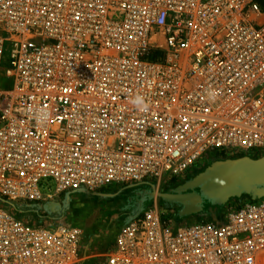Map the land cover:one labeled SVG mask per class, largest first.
<instances>
[{
    "label": "built area",
    "instance_id": "2783aa9c",
    "mask_svg": "<svg viewBox=\"0 0 264 264\" xmlns=\"http://www.w3.org/2000/svg\"><path fill=\"white\" fill-rule=\"evenodd\" d=\"M262 148L264 0H0V264L88 257L80 226L5 202L159 186L211 150ZM103 260L264 264V197L194 224L151 206Z\"/></svg>",
    "mask_w": 264,
    "mask_h": 264
},
{
    "label": "rangeland",
    "instance_id": "374dc122",
    "mask_svg": "<svg viewBox=\"0 0 264 264\" xmlns=\"http://www.w3.org/2000/svg\"><path fill=\"white\" fill-rule=\"evenodd\" d=\"M5 56L8 59L9 49L6 50ZM253 153L261 156L264 154V148ZM219 160H215L208 166L191 167L187 172L169 179L165 177L166 182L159 186H153L152 184L112 185L109 188L95 191L77 190L66 192L44 203L27 202L22 205H13L5 202V205L21 217L29 220L30 223L41 224L45 222L54 224L69 222L80 226L83 230L84 252L88 256L85 264H100L112 247L115 234L120 226L134 215L156 205L153 201H157L158 207H160L166 218L179 224L221 221L231 209L239 207V205L236 206L237 202L232 198L226 202L218 203L214 198L204 195V209L201 212L181 217L179 215L180 204H169L158 196L150 197L148 195V192L154 191L156 193L182 192V187L178 189L180 185L192 181L199 173L204 172ZM52 201L60 204L59 208L53 211L46 209V204ZM139 205L142 206L139 207Z\"/></svg>",
    "mask_w": 264,
    "mask_h": 264
},
{
    "label": "water",
    "instance_id": "95a60500",
    "mask_svg": "<svg viewBox=\"0 0 264 264\" xmlns=\"http://www.w3.org/2000/svg\"><path fill=\"white\" fill-rule=\"evenodd\" d=\"M182 192H148L150 197H160L169 204H180L179 215L186 217L204 209L205 199L196 191L200 188L206 196L223 203L234 197L247 195L252 199L264 197V154L261 156L243 155L219 160L199 173L192 181L178 187ZM187 190H193L187 192Z\"/></svg>",
    "mask_w": 264,
    "mask_h": 264
},
{
    "label": "trees",
    "instance_id": "16d2710c",
    "mask_svg": "<svg viewBox=\"0 0 264 264\" xmlns=\"http://www.w3.org/2000/svg\"><path fill=\"white\" fill-rule=\"evenodd\" d=\"M252 156H259L257 153H251ZM244 154L242 153H235V154H232V153H227L223 150H211L209 152H207L204 156H202L196 163L195 165H193L192 167H202V166H208V165H211L212 162H214L215 160H219V159H222V158H227V157H240ZM201 163V165H199ZM173 182V181H172ZM234 199L237 203L236 206H240L242 205L243 203L247 202V201H256L258 199H252L250 198L249 196L247 195H243L241 197H234L232 198Z\"/></svg>",
    "mask_w": 264,
    "mask_h": 264
},
{
    "label": "bare ground",
    "instance_id": "6f19581e",
    "mask_svg": "<svg viewBox=\"0 0 264 264\" xmlns=\"http://www.w3.org/2000/svg\"><path fill=\"white\" fill-rule=\"evenodd\" d=\"M59 206H60L59 203H57L55 201H52V202H49V203L46 204V209L48 208L49 210L53 211V210L59 208Z\"/></svg>",
    "mask_w": 264,
    "mask_h": 264
},
{
    "label": "flooded vegetation",
    "instance_id": "af4514ba",
    "mask_svg": "<svg viewBox=\"0 0 264 264\" xmlns=\"http://www.w3.org/2000/svg\"><path fill=\"white\" fill-rule=\"evenodd\" d=\"M190 191H193V190H188L187 192H190ZM194 191H196V192L200 193V194L202 195V197H204V198H205V196H204V194L202 193V191H201V189H200V188H197V189H195Z\"/></svg>",
    "mask_w": 264,
    "mask_h": 264
},
{
    "label": "crops",
    "instance_id": "0c3cea01",
    "mask_svg": "<svg viewBox=\"0 0 264 264\" xmlns=\"http://www.w3.org/2000/svg\"><path fill=\"white\" fill-rule=\"evenodd\" d=\"M152 185L155 186V184H152ZM155 200H156V199H155ZM153 202H155V204L157 205V203H156L157 201H153ZM140 206H142V205H139V207H140ZM157 206H158V205H157ZM134 216H135V215H134ZM182 219H183V218H182Z\"/></svg>",
    "mask_w": 264,
    "mask_h": 264
}]
</instances>
